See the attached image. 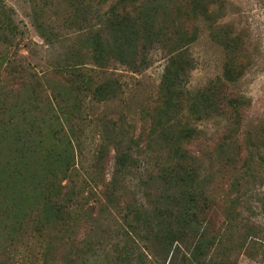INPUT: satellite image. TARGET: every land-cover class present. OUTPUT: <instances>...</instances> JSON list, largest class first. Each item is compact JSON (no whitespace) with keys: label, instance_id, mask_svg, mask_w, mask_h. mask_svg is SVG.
<instances>
[{"label":"rangeland","instance_id":"1","mask_svg":"<svg viewBox=\"0 0 264 264\" xmlns=\"http://www.w3.org/2000/svg\"><path fill=\"white\" fill-rule=\"evenodd\" d=\"M88 1L0 0V264H264V0ZM183 155L197 175L171 189Z\"/></svg>","mask_w":264,"mask_h":264},{"label":"trees","instance_id":"2","mask_svg":"<svg viewBox=\"0 0 264 264\" xmlns=\"http://www.w3.org/2000/svg\"><path fill=\"white\" fill-rule=\"evenodd\" d=\"M92 1V0H89L88 3ZM108 0H102V2H107ZM200 1V0H199ZM203 2L205 3H208V0H202ZM119 4H120V0H118ZM124 1H121V4H123ZM201 2V1H200ZM119 5L115 4V5H111L109 6V9L107 12H105L108 16V18L106 19L107 22L109 23H116V24H121L122 22H128L129 20V16L128 14L125 12V13H120V12H117V7ZM124 7V5H122V8ZM101 20H104L103 18ZM37 29L39 30L40 32V37L47 43V44H52V38H51V34L50 32H47L46 31V28L44 26H42L41 24H37ZM53 37V36H52ZM172 62V61H171ZM169 64H167L166 68H165V72L163 74V80L167 78L169 72H170V69L173 65V62ZM181 67L182 66V63H181ZM240 72H233V70H231L228 66V63H227V68L225 69L224 73H223V78L226 82H232L233 80H235L236 78H238L240 76ZM109 80H105L103 83H101V85H99L98 87V90H99V95L100 97H102V94L100 93L102 88L104 89H108V88H111L108 84ZM164 82V81H163ZM108 84V85H107ZM107 85V86H106ZM115 93H118V89H113L112 92L110 93V97H116L117 95ZM205 92H203L201 94L204 95ZM186 105L190 108L191 110V113L192 114H196L195 111L193 110L195 108V106L192 104L193 102V99L190 100V99H187L186 100ZM236 104H238V102L235 101V99H232L231 101H229V107L233 110H235L237 108ZM198 117V116H197ZM189 131L193 132V130H190L188 129ZM84 132L78 130L77 134H83ZM74 135V134H72ZM68 145L72 148L73 150V146H72V142L70 140H68ZM77 147L80 149V146L82 145V143L79 141L77 143ZM185 155L182 156V160L178 161L177 164H174L173 162L172 163H169V164H165L163 166V180L165 181L166 185L170 186L171 189H182L181 186H183L186 182H188V179H193L195 177L193 176H196L197 175V167H195L193 161L191 160V158H185L184 157ZM129 156L128 155H119L117 158H116V163H115V168H114V172H113V178H112V184H113V190L115 189V185H120L121 183H123V181L125 182L126 179H130V176H129V172H128V163H129ZM72 163V162H71ZM69 162L68 161H65V165H68ZM71 186H72V198L75 200V202L77 203V198L81 192L80 188L77 187L76 183H74L73 181H71ZM125 188V191H124V195H129V191L127 190L126 187ZM76 189V192L75 190ZM175 191H173L171 193V195H168L166 198L167 199H178L179 200V197H182L184 198L186 196V193L185 192H182L180 191V196H177V193L176 195H174ZM188 196H190V194H188ZM56 205V203H55ZM57 206V205H56ZM63 206L65 207L66 205L63 204ZM55 208V207H54ZM59 208H61L59 206ZM197 214H195L194 212L192 213H188L187 214V218L185 220V224L188 226H190L192 223H194L195 221V216ZM125 217V221H127L128 225H130L129 227L130 228H134L132 225L133 223H140L142 225L145 226V228L147 229H150L152 230L154 228V221H151L149 219V217L147 216V214L141 209V208H138L137 206H134L132 204H127V207H126V214L124 215ZM152 225H153V228H152ZM37 232L39 233V229H37ZM132 239V243H135V240L130 237ZM200 242V245L202 244L203 241H199ZM126 245V244H125ZM199 245V246H200ZM207 245H203L200 249L198 248H195V255H193V258L195 260L198 261V259L200 257H202L201 255L202 254H205L207 250L206 248ZM208 247V246H207ZM26 248H29V246H27L26 244ZM13 249V248H12ZM123 253L125 255H127L128 253L125 252V249L123 248ZM14 252L11 254V252L9 251V253H7V258H6V262L3 263V264H37L36 262V259L33 258H30L31 254H30V249L29 251L24 255V256H27L24 258V256H22L23 258V261L19 260V258L21 257H18V255H20V253H17L16 249L13 250ZM200 261V260H199ZM198 263V262H197Z\"/></svg>","mask_w":264,"mask_h":264}]
</instances>
